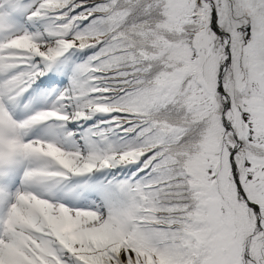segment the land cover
<instances>
[{
  "label": "snow or ice",
  "instance_id": "obj_1",
  "mask_svg": "<svg viewBox=\"0 0 264 264\" xmlns=\"http://www.w3.org/2000/svg\"><path fill=\"white\" fill-rule=\"evenodd\" d=\"M0 264H264V0H0Z\"/></svg>",
  "mask_w": 264,
  "mask_h": 264
}]
</instances>
